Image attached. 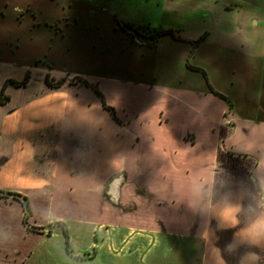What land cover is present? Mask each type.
Listing matches in <instances>:
<instances>
[{
    "label": "crops",
    "instance_id": "crops-1",
    "mask_svg": "<svg viewBox=\"0 0 264 264\" xmlns=\"http://www.w3.org/2000/svg\"><path fill=\"white\" fill-rule=\"evenodd\" d=\"M147 6L144 14L123 15L125 22L145 28L147 34L172 30L173 35L147 43L133 36L128 43L132 62L125 69L133 77L105 80L154 94V124L160 130L149 134L150 153L170 154L162 159L187 170L192 165L178 158L181 149L212 156L199 160L219 180L207 185L205 221L197 232L204 243L202 264H243L251 253L259 257L255 264H264V222L256 219V210L264 212V0H148ZM65 78L62 86L53 87L46 79L35 85L31 77L21 88L19 102L12 104L11 95L4 104L9 110L6 125L2 124L5 135L21 134L33 140L29 145L37 146L40 180L34 186L38 189L53 188L63 172L69 175L76 169L90 186L95 183L91 192L101 195L112 211H133L129 216L142 220L134 210L137 207L122 211L120 202L124 186L132 180L130 170L143 169L145 155L137 150H144L146 136L129 133L130 121L119 113L125 104L123 109L114 108L120 121L105 107L103 97L109 106L113 104L107 101L103 80H87L88 85ZM11 85L6 92L10 93ZM136 112L141 120L145 113ZM178 120L186 124L175 132ZM128 151L131 155L126 159ZM238 165H244L258 195L257 208L249 197L248 182L233 172ZM96 168L101 173L115 169L93 178ZM138 172L135 177L144 180ZM141 187L137 191L142 192ZM113 191L117 192L114 199ZM142 227L140 232L146 233ZM130 230L138 232L135 227Z\"/></svg>",
    "mask_w": 264,
    "mask_h": 264
},
{
    "label": "rangeland",
    "instance_id": "rangeland-1",
    "mask_svg": "<svg viewBox=\"0 0 264 264\" xmlns=\"http://www.w3.org/2000/svg\"><path fill=\"white\" fill-rule=\"evenodd\" d=\"M137 3L0 0V89L7 79L21 81L28 72L35 85L45 82L47 73L56 78L72 77L74 82L100 79L110 105L116 111L126 105L119 113L130 121L129 133L146 136L144 150H137L145 155L143 169L130 170L132 180L124 186L120 202L122 211L137 207L135 212L142 216L138 220L129 216L133 211H112L101 195L91 192L95 183L90 186L76 169L69 175L63 172L64 177L51 189L34 186L40 180V152L37 146L29 145L33 140L19 131L20 135H5L2 124L4 121L6 125L9 110L0 105V264H202L204 243L197 232L205 221L202 209L207 185L219 180H214L212 171L199 160L212 156L181 149L178 158L192 165L187 170L184 165L163 160L170 154L150 153L153 144L149 134L160 130L154 124V94L134 87L121 88L105 80L133 77L125 73L132 62L128 43L133 35L124 27L123 15L144 14L148 0ZM254 66L260 68L259 64ZM16 87L11 85L10 93L5 91L15 98L12 104L21 100V88L25 86ZM137 110L145 113L141 120ZM185 124L178 120L173 131L179 132ZM113 169L105 168L101 173L96 168L93 178L109 175ZM137 172L144 180L135 177ZM233 172L248 182L249 197L257 208L260 200L244 165ZM140 186L144 192L137 191ZM9 192L26 196L31 211L27 213L23 198ZM111 194L114 199L117 192ZM256 211V219L264 222V212ZM142 226L146 233L140 232ZM130 227L138 232L130 233ZM155 227L159 229L156 233L148 231ZM229 235L226 232L224 236L229 239Z\"/></svg>",
    "mask_w": 264,
    "mask_h": 264
},
{
    "label": "trees",
    "instance_id": "trees-1",
    "mask_svg": "<svg viewBox=\"0 0 264 264\" xmlns=\"http://www.w3.org/2000/svg\"><path fill=\"white\" fill-rule=\"evenodd\" d=\"M124 27L127 28V29H131V28H134L136 27L134 24L130 23V22H126L124 24ZM137 28H141V27H137ZM145 29V28H144ZM150 31V30H149ZM151 33V32H149ZM151 35L153 36V40L154 41H157L160 37L164 36V35H173V31L172 30H156L154 31L153 33H151ZM204 39V36H202L199 41L203 40ZM198 41H196L197 43ZM30 78H31V75L30 73L28 72L25 76V78L21 81H17L15 79H7L3 85V87L0 89V104L1 105H4L6 103H8L10 100H11V96L9 94H6V88L9 84H12V85H15L17 87H22V86H26L27 83L30 81ZM46 82L48 83V85L50 86H53V87H60L62 86L66 81H67V78H59V79H55L53 77L50 76V74L48 73L46 75ZM84 83L88 84V85H91L87 80H83ZM97 91L101 94V92L97 89ZM216 94L220 95L221 97L223 98H226L223 94L217 92V91H214ZM103 96V94H101ZM103 103L105 105L106 108H108L112 114L114 115V117L119 120V118L117 117L116 115V112H115V109L114 107L112 106H109L106 101H105V98L103 97ZM120 121V120H119ZM9 194H12V195H16L18 198L20 199H24L23 202L27 203V206H29L28 204V200H27V197L24 196L23 194L21 193H13V192H9ZM31 210H29L30 212ZM28 213V212H27ZM24 221L26 222V217L24 218ZM61 223V222H59Z\"/></svg>",
    "mask_w": 264,
    "mask_h": 264
},
{
    "label": "water",
    "instance_id": "water-1",
    "mask_svg": "<svg viewBox=\"0 0 264 264\" xmlns=\"http://www.w3.org/2000/svg\"><path fill=\"white\" fill-rule=\"evenodd\" d=\"M130 30L132 31L134 37L136 38V40H138V42L147 43L153 40V37L151 35L146 34L145 32H143L138 28H131ZM29 210L30 208L29 206H27L26 211L29 212Z\"/></svg>",
    "mask_w": 264,
    "mask_h": 264
},
{
    "label": "clouds",
    "instance_id": "clouds-1",
    "mask_svg": "<svg viewBox=\"0 0 264 264\" xmlns=\"http://www.w3.org/2000/svg\"><path fill=\"white\" fill-rule=\"evenodd\" d=\"M258 260L259 257L256 254L251 253L245 258L243 264H255V262H257Z\"/></svg>",
    "mask_w": 264,
    "mask_h": 264
},
{
    "label": "flooded vegetation",
    "instance_id": "flooded-vegetation-1",
    "mask_svg": "<svg viewBox=\"0 0 264 264\" xmlns=\"http://www.w3.org/2000/svg\"><path fill=\"white\" fill-rule=\"evenodd\" d=\"M136 26V25H135ZM137 27H139V26H136V27H134V28H137ZM138 29H140V30H142L143 32H145L144 30V28H138ZM128 31L134 36V34L132 33V31L130 30V29H128ZM147 34V33H146ZM148 35H151V33L150 34H148ZM152 36V35H151ZM153 37V36H152ZM152 41H154V40H152Z\"/></svg>",
    "mask_w": 264,
    "mask_h": 264
}]
</instances>
